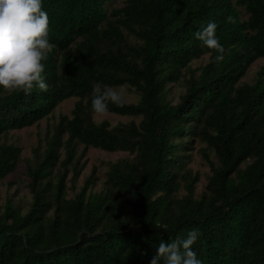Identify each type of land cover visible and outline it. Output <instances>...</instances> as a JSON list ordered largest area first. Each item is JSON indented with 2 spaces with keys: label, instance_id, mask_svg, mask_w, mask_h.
<instances>
[{
  "label": "trees",
  "instance_id": "16d2710c",
  "mask_svg": "<svg viewBox=\"0 0 264 264\" xmlns=\"http://www.w3.org/2000/svg\"><path fill=\"white\" fill-rule=\"evenodd\" d=\"M42 3L55 46L43 61L49 88H0V136L77 100L27 166L30 200L0 204V264H149L162 240L192 229L201 233L192 247L202 264H264V65L238 84L264 59V0ZM209 21L225 48L219 63L193 36ZM96 82L133 90L135 102L109 104V113L140 120L97 126ZM176 83L184 92L173 102ZM194 139L210 170L199 196L187 168ZM88 148L127 155L108 163L100 189L93 167L70 196L67 175L75 182ZM20 153L0 142V181Z\"/></svg>",
  "mask_w": 264,
  "mask_h": 264
},
{
  "label": "clouds",
  "instance_id": "9594fccd",
  "mask_svg": "<svg viewBox=\"0 0 264 264\" xmlns=\"http://www.w3.org/2000/svg\"><path fill=\"white\" fill-rule=\"evenodd\" d=\"M226 21L235 22L231 16ZM217 26L215 21H209L193 33L195 39L217 53L214 60L209 57V62L215 63L221 62L225 53L216 36ZM54 47L49 42V17L43 10L42 0H0V88L8 93L30 94L34 87L47 91L49 85L42 76L43 61ZM126 102L123 86L116 88L94 83L91 98L93 122L97 126L104 122L110 111L109 104L123 107ZM200 234L198 229H192L186 237L177 235L170 242L162 240L149 264H202L192 247ZM140 254L147 253L141 251Z\"/></svg>",
  "mask_w": 264,
  "mask_h": 264
},
{
  "label": "rangeland",
  "instance_id": "374dc122",
  "mask_svg": "<svg viewBox=\"0 0 264 264\" xmlns=\"http://www.w3.org/2000/svg\"><path fill=\"white\" fill-rule=\"evenodd\" d=\"M133 40L134 38L130 37V41L132 42ZM206 61L207 57L203 56L200 59L195 60L192 63V67L195 68L200 63ZM262 65H264V59H257L253 62L248 68L246 74L239 80L238 84L251 82L255 73ZM120 87L121 86H116V88ZM123 88L125 89L127 103L135 102L138 95L127 86H123ZM170 88L171 91L169 93V98L173 102H178L179 96L184 92L183 87L176 83L170 85ZM76 100V97L65 99L48 117L43 118L32 125L17 130H11L6 135L0 136V142L12 143L21 148L20 159L15 170L0 181V204H3L8 198L15 203H21L22 205L26 204L30 200L31 193L27 187V166L29 164H33L36 156L42 154V151L45 148L46 136L51 134L54 125L59 121V117L62 114L70 115L71 109ZM104 119L110 121L112 125L130 120H134L137 123L140 120L139 117L134 118L113 113H108ZM192 145L193 149L190 152L191 158L187 164V168L189 169L191 176H195L196 174L198 175L197 182L195 183V194L196 196H199L201 191L205 188L207 175L210 174V170L208 164L204 161L199 151V148L204 145L199 143L197 139H194ZM82 148L83 145H79V150ZM36 149L39 150L38 153L34 151ZM126 155L127 154L125 152H105L99 149L88 148L82 158V160L85 161L84 169L75 182L70 179V172L67 175L66 181L69 186V195H73V193L78 190V188L83 184L84 179L90 175L93 167H96V176L98 177L95 189H100L102 181L105 179V172L107 170L108 163ZM57 172V170L54 171V173ZM72 185H75V188ZM182 192L183 190L181 189L180 193Z\"/></svg>",
  "mask_w": 264,
  "mask_h": 264
}]
</instances>
